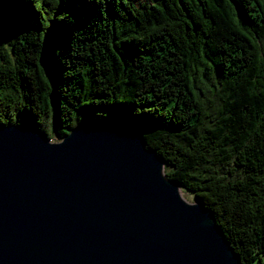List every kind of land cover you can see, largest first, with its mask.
I'll list each match as a JSON object with an SVG mask.
<instances>
[{
	"label": "trees",
	"instance_id": "obj_1",
	"mask_svg": "<svg viewBox=\"0 0 264 264\" xmlns=\"http://www.w3.org/2000/svg\"><path fill=\"white\" fill-rule=\"evenodd\" d=\"M116 119L264 264V0H0V124Z\"/></svg>",
	"mask_w": 264,
	"mask_h": 264
},
{
	"label": "water",
	"instance_id": "obj_2",
	"mask_svg": "<svg viewBox=\"0 0 264 264\" xmlns=\"http://www.w3.org/2000/svg\"><path fill=\"white\" fill-rule=\"evenodd\" d=\"M132 123L0 124V264H240Z\"/></svg>",
	"mask_w": 264,
	"mask_h": 264
},
{
	"label": "rangeland",
	"instance_id": "obj_3",
	"mask_svg": "<svg viewBox=\"0 0 264 264\" xmlns=\"http://www.w3.org/2000/svg\"><path fill=\"white\" fill-rule=\"evenodd\" d=\"M53 142L60 140V138L57 135H52L50 138ZM165 171L167 170V167H164ZM181 194L183 198H185L188 202H194L196 201L195 195L188 190L182 189Z\"/></svg>",
	"mask_w": 264,
	"mask_h": 264
}]
</instances>
